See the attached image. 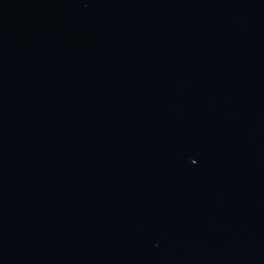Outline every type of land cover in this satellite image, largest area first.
Wrapping results in <instances>:
<instances>
[{
    "label": "water",
    "instance_id": "water-1",
    "mask_svg": "<svg viewBox=\"0 0 264 264\" xmlns=\"http://www.w3.org/2000/svg\"><path fill=\"white\" fill-rule=\"evenodd\" d=\"M0 264H264V0H0Z\"/></svg>",
    "mask_w": 264,
    "mask_h": 264
}]
</instances>
